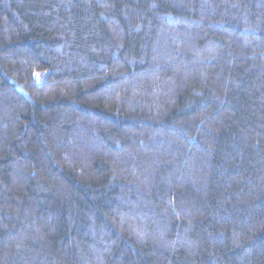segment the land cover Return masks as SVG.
Returning a JSON list of instances; mask_svg holds the SVG:
<instances>
[{
  "label": "trees",
  "instance_id": "obj_1",
  "mask_svg": "<svg viewBox=\"0 0 264 264\" xmlns=\"http://www.w3.org/2000/svg\"><path fill=\"white\" fill-rule=\"evenodd\" d=\"M0 264H264V0H0Z\"/></svg>",
  "mask_w": 264,
  "mask_h": 264
}]
</instances>
